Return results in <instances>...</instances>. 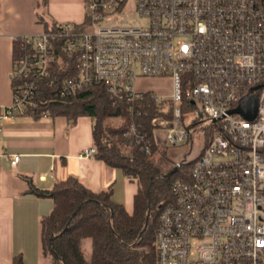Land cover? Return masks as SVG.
Segmentation results:
<instances>
[{
  "label": "built area",
  "instance_id": "1",
  "mask_svg": "<svg viewBox=\"0 0 264 264\" xmlns=\"http://www.w3.org/2000/svg\"><path fill=\"white\" fill-rule=\"evenodd\" d=\"M82 8V23L18 36L8 74L11 102L0 108V125L32 116L40 82H54L52 65L61 55L76 57L75 75L58 81V97L100 84L111 97L148 96L150 124L164 131V144L187 142L188 152L191 128L206 131L200 156L186 178L172 182V200L158 213L156 264H264V4L84 0ZM130 13L144 24L127 23ZM142 78H168L170 92L138 89ZM249 98L256 104L251 119L237 112ZM139 110L145 112L141 103ZM94 153L89 148L81 156ZM17 160L12 155L9 164Z\"/></svg>",
  "mask_w": 264,
  "mask_h": 264
},
{
  "label": "trees",
  "instance_id": "2",
  "mask_svg": "<svg viewBox=\"0 0 264 264\" xmlns=\"http://www.w3.org/2000/svg\"><path fill=\"white\" fill-rule=\"evenodd\" d=\"M264 4V0H259ZM38 8L45 0H37ZM44 31L54 23L38 16ZM21 39L12 38V58L21 46ZM76 57L60 56V63L52 65L54 82L48 86L40 82L35 97L36 109L47 116H61L74 121L79 116L92 120L93 157L107 166L120 169L123 175L136 182L133 211L112 198V189L92 192L74 176L53 182L49 187L35 185L31 176L20 175L26 185L25 193L37 199H49L50 211L39 218L40 255L49 264H156L155 233L160 209L172 200L170 187L177 178H186L194 161L179 162L159 145L155 128L150 124L151 99L141 101L111 97L104 85L90 86L76 94L60 98L55 94L58 81L75 75ZM140 103L145 112L139 110ZM30 116V115H27ZM119 119L117 126L109 120ZM133 127V130H130ZM206 143V142H205ZM147 147V151H145ZM148 199V205H147ZM90 242V256L85 258L83 241ZM10 264H23L19 255Z\"/></svg>",
  "mask_w": 264,
  "mask_h": 264
},
{
  "label": "crops",
  "instance_id": "3",
  "mask_svg": "<svg viewBox=\"0 0 264 264\" xmlns=\"http://www.w3.org/2000/svg\"><path fill=\"white\" fill-rule=\"evenodd\" d=\"M83 1L45 0V6L38 8L37 0H0V108L11 102L8 74L12 38L42 32L39 15L47 23H82ZM89 148H93L92 120L87 116L69 121L61 116L20 115L1 123L0 264H10L14 255H19L23 264H49L40 255L38 221L50 211L52 203L26 194L20 175L31 176L42 188L67 176H74L95 193L111 188L113 200L132 213L136 182L93 155L81 156ZM12 155L18 156L14 166L9 164Z\"/></svg>",
  "mask_w": 264,
  "mask_h": 264
},
{
  "label": "rangeland",
  "instance_id": "4",
  "mask_svg": "<svg viewBox=\"0 0 264 264\" xmlns=\"http://www.w3.org/2000/svg\"><path fill=\"white\" fill-rule=\"evenodd\" d=\"M128 3H132V0H127ZM126 22L131 24L132 26H138L139 24H144V20L140 17H134L131 13L127 16ZM137 87L141 90H149L158 95L165 96L170 92V82L168 78H142L137 80ZM199 108V105H197ZM109 122L113 126H117L120 122L119 119H111ZM186 125L191 123L190 118L184 119ZM163 130L155 129L154 136L159 145H163L168 149L169 154L172 155L173 159L179 162L185 156L186 162H192L197 157L200 156L202 149L205 145V129H202L200 126H195L191 128V134L193 138L192 147L188 152V144L187 142L181 143L176 146H167L164 144L163 138ZM119 197V196H118ZM118 199V198H117ZM132 212V211H131ZM89 240L86 239L83 241V253L85 258H89L90 256V244Z\"/></svg>",
  "mask_w": 264,
  "mask_h": 264
},
{
  "label": "water",
  "instance_id": "5",
  "mask_svg": "<svg viewBox=\"0 0 264 264\" xmlns=\"http://www.w3.org/2000/svg\"><path fill=\"white\" fill-rule=\"evenodd\" d=\"M247 104L245 106H240L237 109V112H239L242 116L251 119L255 115V100L252 98L247 99ZM177 167H175L172 172L176 171ZM147 205H148V199H147Z\"/></svg>",
  "mask_w": 264,
  "mask_h": 264
}]
</instances>
